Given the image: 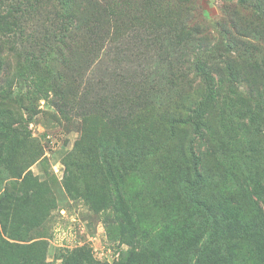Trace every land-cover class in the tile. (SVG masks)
I'll return each instance as SVG.
<instances>
[{
	"label": "trees",
	"instance_id": "trees-1",
	"mask_svg": "<svg viewBox=\"0 0 264 264\" xmlns=\"http://www.w3.org/2000/svg\"><path fill=\"white\" fill-rule=\"evenodd\" d=\"M113 1L0 0V264H48L45 242L28 239L25 223L14 224L34 201L20 186L31 177L30 166L45 158L30 123L41 112L54 123L70 121L85 97L75 80L81 59L100 55L117 33L143 27L151 11L170 22L143 27V40L166 68L164 80L144 87L135 108L120 107L127 99L104 97L82 113L83 131L69 153L76 171L70 168L67 178L86 185L68 184L70 194L111 208L123 233L134 230L137 248L122 264H264V72L253 60L252 41L264 40V0H226L252 15L230 17L236 32L224 56L215 49L196 53L202 27L180 9L192 0H172V7L159 4L166 0H136L138 8L130 0ZM152 30L157 37L148 35ZM42 99L54 109H41ZM120 115L144 137L119 136ZM104 119L115 130L98 139ZM147 169L168 185L160 227L144 222L126 185ZM62 264L101 262L82 246L67 250Z\"/></svg>",
	"mask_w": 264,
	"mask_h": 264
},
{
	"label": "rangeland",
	"instance_id": "rangeland-1",
	"mask_svg": "<svg viewBox=\"0 0 264 264\" xmlns=\"http://www.w3.org/2000/svg\"><path fill=\"white\" fill-rule=\"evenodd\" d=\"M192 1L181 5L180 9L186 15L192 13L190 21H198L197 26L202 27V33L197 32L200 36L197 47L200 46V48L196 49V53L198 52L200 56L202 52L209 54L205 50L215 49L224 56L228 52L227 45L231 41V33L236 32L230 23V17L233 15L239 18H250L252 12L236 7L226 0ZM79 2L84 5L92 2H97L96 5L100 3L106 5L114 1L79 0ZM172 2L174 1L166 0L159 4L168 3L172 7ZM129 4L136 6L138 2L130 0ZM136 7L138 8V5ZM131 11L133 13L137 9L133 8ZM151 12L143 15L145 16L142 19L143 27L150 25L152 29L156 26L163 28L169 26L168 20L163 21L160 18V12ZM127 19L128 17L125 20ZM176 22L172 21L171 24ZM143 27L140 29L135 27L126 34L125 32L117 33L118 40L106 42L100 55H85L81 59L82 62L77 68L78 73L75 72L77 77L75 80L81 83L79 93L85 97L78 99L74 106L76 109L70 112V121L63 119L61 123H54L51 114L41 112L29 125L33 137L41 145L45 158L30 166L31 177L20 186L22 189L20 194H24L23 191L28 192L24 194L25 197L34 201L31 208L30 204L16 217L14 224L25 223L29 229L28 239L45 242L48 264H62L67 250L82 246H88L101 264H122L125 260V253L137 248L132 238L134 230L130 234L123 233L111 208L106 211L100 210L95 203H89L83 196L70 194L68 184H76L77 187L83 189L86 181L84 179L78 182L76 179L69 181L67 175L70 168L76 171L75 160L70 158L69 153L73 152L75 142L83 131L84 116L82 113L85 110L94 107L101 98L115 96L119 97V101L128 100L127 103L120 104L124 110L130 107L135 108L144 101V97L139 98L145 96L144 87L161 84L164 80L166 68L158 64L159 51L156 52L152 46H147L143 40L146 33ZM159 32L162 34L164 30L161 29ZM159 32L152 30L147 33L151 38H155ZM252 41L256 43L253 60L261 65L262 72H264V40L253 38ZM192 57L194 58L193 55ZM241 87L247 90V86ZM40 108L46 111L54 109L52 107L49 109L44 99L41 100ZM158 111L159 107L154 108L150 112L149 119L156 117ZM121 120L119 127L122 129L119 131V136L132 137L137 134L139 137H144L145 132L129 122L127 118L121 116ZM143 124L144 122H140V125ZM113 128L115 130L111 122L102 120L96 131L98 139L102 137V133H114ZM223 135L225 140L228 139L226 134L223 133ZM262 142L264 144V136ZM207 161L211 162L213 159L210 158ZM34 184L37 188L32 187ZM126 185L144 214V222L148 225L162 221L167 205L168 185L157 170L153 169L149 172L147 169L140 175H136L133 180H126ZM134 224L138 227L140 223L135 222ZM159 224L161 223L157 224L158 227H160ZM160 236L157 235L155 241H158ZM154 259V256L149 257L150 261Z\"/></svg>",
	"mask_w": 264,
	"mask_h": 264
}]
</instances>
